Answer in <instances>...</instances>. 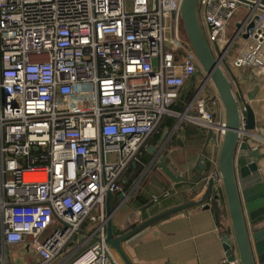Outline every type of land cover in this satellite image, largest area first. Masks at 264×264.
<instances>
[{
  "label": "built area",
  "instance_id": "1",
  "mask_svg": "<svg viewBox=\"0 0 264 264\" xmlns=\"http://www.w3.org/2000/svg\"><path fill=\"white\" fill-rule=\"evenodd\" d=\"M127 1L0 0V237L27 242L36 264H117L105 198L196 69L204 74L179 36L181 0ZM198 15L224 70L264 74V0H198ZM202 82L187 118L222 131ZM210 177L222 195L217 167ZM224 262L240 264L236 250Z\"/></svg>",
  "mask_w": 264,
  "mask_h": 264
},
{
  "label": "crops",
  "instance_id": "2",
  "mask_svg": "<svg viewBox=\"0 0 264 264\" xmlns=\"http://www.w3.org/2000/svg\"><path fill=\"white\" fill-rule=\"evenodd\" d=\"M234 55L232 53V57ZM257 75L249 79L248 85L242 81V86L239 84L237 87V93L247 100V92L258 86L255 97L248 100L253 109L255 127L252 135H241L234 154V171L239 178L256 171L264 177V157L255 158L251 153L257 145L260 154L264 153V74ZM199 78L193 75L185 83L171 106V113L160 121L143 147L148 162L135 172L134 161L123 172L119 190L109 195L110 219L115 237L166 209L196 201L204 194L208 176L217 167L221 129L195 124L187 118L195 111L182 98L190 88L198 86L197 80L200 83L204 80L203 75ZM204 89L206 99L213 103L210 108L214 123L218 126L223 122L222 105L211 83L205 84ZM150 146L155 148L154 154L149 153ZM140 151L138 156L141 155ZM161 158L180 179L172 180L158 167L156 162ZM198 163L204 164V168L200 169ZM213 189H216L215 186ZM163 193H167V196L163 197ZM214 193L219 195L218 199L210 196L202 204L169 214L124 241L121 245L130 264H225L227 256L222 235H231L230 220L220 192L213 191L212 195ZM155 197L159 198L158 202H154ZM213 203L217 212L213 209ZM77 240H73L69 247L79 242ZM112 252L117 264H126L113 248ZM2 259L5 264L37 263V256L27 242L7 244L0 237V264ZM62 263L60 257L51 264Z\"/></svg>",
  "mask_w": 264,
  "mask_h": 264
},
{
  "label": "water",
  "instance_id": "3",
  "mask_svg": "<svg viewBox=\"0 0 264 264\" xmlns=\"http://www.w3.org/2000/svg\"><path fill=\"white\" fill-rule=\"evenodd\" d=\"M180 19L183 33L182 40L190 44L196 61L204 71L203 85L211 83L223 108V124L221 140L217 156V169L221 177V192L226 203L230 220L231 235L223 233L222 244L228 260L233 259V250H236L240 264H261L264 262V177L256 171L245 177H237L234 171V154L241 135H250L255 127L253 109L248 103L255 97L258 86L255 85L247 92V100L240 93L235 95L229 78V71L224 70L209 49L203 36L198 15V0H181ZM195 75V73H194ZM252 135V134H251ZM259 146H255L251 153L255 158L264 157L260 154ZM149 153L156 152L153 146L148 148ZM156 164L172 180L177 178L159 159ZM200 169L204 164L198 163ZM199 172V170H197ZM214 180L209 178L207 188L202 197L196 201H189L166 209L140 223L130 231L114 236L111 224V209L109 195L105 198L106 242L117 251L119 256L130 264L122 243L149 224L177 211L204 203L208 198H219L217 193L212 195Z\"/></svg>",
  "mask_w": 264,
  "mask_h": 264
},
{
  "label": "rangeland",
  "instance_id": "4",
  "mask_svg": "<svg viewBox=\"0 0 264 264\" xmlns=\"http://www.w3.org/2000/svg\"><path fill=\"white\" fill-rule=\"evenodd\" d=\"M129 2L130 1L128 0L127 6H129ZM248 10H249V7L242 6L234 13L233 17L229 20L228 24L226 25V27L222 33V39L223 40L228 41L233 36L235 31L237 30V26H238L239 22L243 19V17L246 15ZM240 42L241 41L238 39L237 45H236L238 48L241 45ZM233 51H237V50L235 49ZM231 57H232V54L229 52L228 59H230ZM225 70L229 71V68L225 67ZM201 75H203V77H204L203 73L200 74L199 77H201ZM257 76H259V75H257L256 71H253L252 69H248V68H237V69H235V68L230 67L229 78L231 80L234 93L236 94L238 92L237 87L239 84L241 85L242 81L244 84L248 85L249 79L251 77H257ZM198 79H200V78H198ZM196 83H197V85L200 84V82L198 80ZM237 96H238V93H237ZM50 231H51V229H50Z\"/></svg>",
  "mask_w": 264,
  "mask_h": 264
},
{
  "label": "trees",
  "instance_id": "5",
  "mask_svg": "<svg viewBox=\"0 0 264 264\" xmlns=\"http://www.w3.org/2000/svg\"><path fill=\"white\" fill-rule=\"evenodd\" d=\"M193 92H194V88H190V90L189 91H187V92H185L184 93V95H183V101L184 102H189V100H190V98L192 97V95H193ZM183 105V104H182ZM181 105V106H182ZM152 136V135H151ZM143 149V148H142ZM143 151H145V149H143L142 150V152H141V155H139L138 156V154H137V159L135 160V167H134V171L135 172H138L139 171V169L142 167L143 168V166L148 162V158H147V156L145 155V153H143ZM131 165L132 164H130L129 165V167H131ZM222 193V192H221ZM222 196V195H221ZM222 200L224 201V199H223V196H222ZM214 204V203H213ZM213 209H214V211L215 212H217V210H216V207H215V204H214V207H213Z\"/></svg>",
  "mask_w": 264,
  "mask_h": 264
},
{
  "label": "bare ground",
  "instance_id": "6",
  "mask_svg": "<svg viewBox=\"0 0 264 264\" xmlns=\"http://www.w3.org/2000/svg\"><path fill=\"white\" fill-rule=\"evenodd\" d=\"M26 179H29V180H38L40 178L38 176H36L35 174H32V175L26 176Z\"/></svg>",
  "mask_w": 264,
  "mask_h": 264
},
{
  "label": "flooded vegetation",
  "instance_id": "7",
  "mask_svg": "<svg viewBox=\"0 0 264 264\" xmlns=\"http://www.w3.org/2000/svg\"><path fill=\"white\" fill-rule=\"evenodd\" d=\"M200 74H201L200 70L199 69H196L195 75H194L195 78H199Z\"/></svg>",
  "mask_w": 264,
  "mask_h": 264
}]
</instances>
